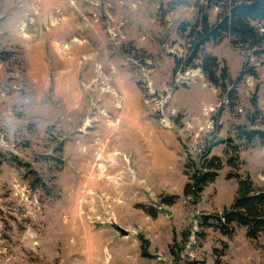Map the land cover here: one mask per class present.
<instances>
[{
	"label": "rangeland",
	"instance_id": "1",
	"mask_svg": "<svg viewBox=\"0 0 264 264\" xmlns=\"http://www.w3.org/2000/svg\"><path fill=\"white\" fill-rule=\"evenodd\" d=\"M210 1L0 0V264H264V236L198 222L235 195L224 143L215 181L183 194L185 146L249 128L253 97L264 121V55L229 36L204 45L232 83L255 66L233 103L199 67L174 72L189 47L179 24L198 7L215 22L224 2ZM238 158L264 186V148Z\"/></svg>",
	"mask_w": 264,
	"mask_h": 264
},
{
	"label": "trees",
	"instance_id": "2",
	"mask_svg": "<svg viewBox=\"0 0 264 264\" xmlns=\"http://www.w3.org/2000/svg\"><path fill=\"white\" fill-rule=\"evenodd\" d=\"M211 0L210 5L218 6L224 2L222 11L215 22L210 23L205 10L198 7V17L194 23L181 22L179 32H187L189 40L186 57H175L174 72L187 67L197 66L206 79L215 86H219L225 92L227 101L233 103L237 93L234 83L240 81L245 75L257 76L255 66L248 65L245 61L233 83L227 67L219 65L214 55L206 53L203 49L207 42H219L223 37L229 36L233 46L244 47L251 54L259 58L264 55V0ZM208 6V7H209ZM199 62L195 65L194 61ZM226 82H231L228 88ZM254 109L248 118L250 127L241 128L234 138L218 139L208 142L199 153H190L185 146L184 174L187 182L183 188V194L199 197L207 184L215 181L224 163L218 155L211 154V148L217 143L225 144L226 164L231 170L226 173V178L236 180V189L233 200L228 208H224L220 214H203L198 222L200 226H212L221 234L230 238L234 234V227L240 226L245 230L246 237L256 240L264 236V186L253 182L248 174L238 172V152L241 147L258 142L264 148V121H257V102L255 97L251 99ZM262 125V126H260ZM174 198V197H173ZM172 197L164 200L172 203ZM156 209H151L148 214L154 216Z\"/></svg>",
	"mask_w": 264,
	"mask_h": 264
},
{
	"label": "bare ground",
	"instance_id": "3",
	"mask_svg": "<svg viewBox=\"0 0 264 264\" xmlns=\"http://www.w3.org/2000/svg\"><path fill=\"white\" fill-rule=\"evenodd\" d=\"M103 90V92H106V93H109V94H112V95H114V93H113V91L110 89V88H108V87H105L104 89H102ZM89 121L87 120V122L86 123H88ZM115 154V153H114ZM112 155H113V153H112Z\"/></svg>",
	"mask_w": 264,
	"mask_h": 264
},
{
	"label": "water",
	"instance_id": "4",
	"mask_svg": "<svg viewBox=\"0 0 264 264\" xmlns=\"http://www.w3.org/2000/svg\"><path fill=\"white\" fill-rule=\"evenodd\" d=\"M114 227L116 228V230H118L120 232V234H122V235L127 234V232L124 229L120 228L119 226L115 225Z\"/></svg>",
	"mask_w": 264,
	"mask_h": 264
},
{
	"label": "crops",
	"instance_id": "5",
	"mask_svg": "<svg viewBox=\"0 0 264 264\" xmlns=\"http://www.w3.org/2000/svg\"><path fill=\"white\" fill-rule=\"evenodd\" d=\"M262 25H263V27H264V21L262 22Z\"/></svg>",
	"mask_w": 264,
	"mask_h": 264
}]
</instances>
